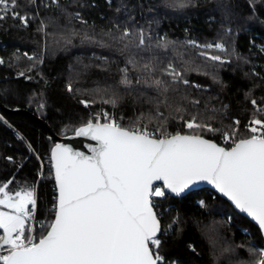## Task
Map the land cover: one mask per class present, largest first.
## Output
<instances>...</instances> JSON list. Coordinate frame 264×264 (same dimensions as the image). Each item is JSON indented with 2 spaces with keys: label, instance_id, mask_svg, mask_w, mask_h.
Masks as SVG:
<instances>
[{
  "label": "trees",
  "instance_id": "trees-1",
  "mask_svg": "<svg viewBox=\"0 0 264 264\" xmlns=\"http://www.w3.org/2000/svg\"><path fill=\"white\" fill-rule=\"evenodd\" d=\"M17 4L15 10L28 16L27 25L12 16L0 20V101L34 112L58 135L74 133L87 121L96 122L97 114L107 113L123 127L139 121L156 137L196 134L231 147L232 139L223 133L235 129L237 140L247 138L250 121L264 120V112L258 111L264 109V0ZM191 42L220 43L226 51ZM202 51L223 62L201 56ZM169 62L188 85L171 82L163 71ZM145 63L156 70H145ZM125 68L131 86L122 83ZM154 79L165 81L168 91L156 90ZM112 99L115 105L105 103ZM193 116L216 131L187 128ZM56 142L41 121L0 107V186L11 182L8 190L13 193L36 187L45 223L54 219L57 187L50 166L40 177L41 161L50 163ZM153 202L162 223L157 251L163 264H254L261 258L259 228L209 188L182 197L166 193Z\"/></svg>",
  "mask_w": 264,
  "mask_h": 264
},
{
  "label": "snow or ice",
  "instance_id": "snow-or-ice-1",
  "mask_svg": "<svg viewBox=\"0 0 264 264\" xmlns=\"http://www.w3.org/2000/svg\"><path fill=\"white\" fill-rule=\"evenodd\" d=\"M17 7V0H0V20L12 16L27 25L28 16H21ZM129 35L125 30L123 36ZM144 43L141 33L139 46ZM191 43L226 51L220 43ZM200 55L223 62L218 55L208 56L204 51ZM143 68L156 70L149 63ZM122 71V83L131 86L128 69ZM163 71L172 83L189 84L171 62ZM152 86L161 93L168 91L162 79H154ZM68 90H73L71 84ZM81 103L87 106L88 102ZM105 103L115 105L116 100ZM104 117L105 123L99 122L98 115L95 123L89 120L75 130L77 136L96 142L89 145L90 154L63 144L52 149L58 195L54 219L38 224L42 230L39 237L32 223L34 188L23 187L13 193L8 190L11 182L0 186V206L9 209L0 210V264H163L157 251L161 220L153 198L165 196L166 191L180 195L199 182L213 185L264 232V120L250 121L247 138L237 140L235 129L223 133L226 140L232 139V147L225 148L199 135L176 133L157 138L147 126L140 127L139 121L123 127L107 113ZM186 127L216 131L197 123L195 116L186 121ZM157 181L162 186H156ZM258 254L261 258L254 264H264V248L258 249Z\"/></svg>",
  "mask_w": 264,
  "mask_h": 264
},
{
  "label": "water",
  "instance_id": "water-1",
  "mask_svg": "<svg viewBox=\"0 0 264 264\" xmlns=\"http://www.w3.org/2000/svg\"><path fill=\"white\" fill-rule=\"evenodd\" d=\"M0 107L7 111V112H11V113H26L34 118H36L37 120L41 121L47 128L48 130L51 132V134L55 137V139L57 140L56 144H63V145H67V146H70L72 149H74L75 151H80V152H84L85 154H90L89 153V145H92V146H95L96 145V142L91 140L89 137H83V136H77L74 133H71V134H68V135H58L53 129L52 127L49 125V123L47 121H45L42 117L38 116L37 114H35L34 112L28 110V109H25V108H10V107H7L5 104H3L1 101H0ZM95 123V122H94ZM100 123H105V122H100ZM83 126V125H82ZM81 127V126H80ZM181 135H196V134H188V133H180ZM201 136V135H199ZM203 139H206V140H210L214 143H216L217 145L221 146V147H225V148H230V147H226L222 144H220L219 142L213 140V139H210V138H207V137H204V136H201ZM157 138H160V137H157ZM56 144L53 146V148L56 146ZM232 147V146H231ZM52 148V149H53ZM52 154V152H51ZM51 162H52V171H53V175H54V178H55V169H54V162L53 160L51 159ZM156 186L157 185H162V182L160 181H157L155 182ZM57 187V186H56ZM204 188H209L210 190L214 191L215 193H217L220 197L226 199L232 206L233 208L238 212L240 213L241 215L247 217L253 224H255L258 228H259V225L256 223V221H254L251 217H249L246 213H243L241 212L239 209H237L234 204L226 197L224 196L222 193H220L213 185L207 183V182H199L193 186H191L190 188L186 189L184 192H182L180 195H177L175 193H172L170 191H166L167 193H169L170 195L174 196V197H182L190 192H193V191H198V190H201V189H204ZM57 195H58V192H57ZM156 211V210H155ZM161 229H162V223H161ZM260 230V228H259ZM261 234H262V237L264 239V232H262L260 230ZM162 233V230L160 233H158V237L161 235ZM151 246V245H150Z\"/></svg>",
  "mask_w": 264,
  "mask_h": 264
},
{
  "label": "built area",
  "instance_id": "built-area-1",
  "mask_svg": "<svg viewBox=\"0 0 264 264\" xmlns=\"http://www.w3.org/2000/svg\"><path fill=\"white\" fill-rule=\"evenodd\" d=\"M17 133L19 134V136H23L16 128H14ZM40 159V158H39ZM41 161V159H40ZM50 166L51 169H52V162L50 161L49 162H42L41 161V173H40V177L42 176V173L43 171L48 167ZM54 176V175H53ZM37 190V189H36ZM35 199H36V206H35V220L32 222L33 225L36 227V231H35V234L37 235V237H39V232H40V228L38 226L39 223H45V219L42 218L40 215H39V211H38V202H37V191H36V196H35Z\"/></svg>",
  "mask_w": 264,
  "mask_h": 264
},
{
  "label": "rangeland",
  "instance_id": "rangeland-1",
  "mask_svg": "<svg viewBox=\"0 0 264 264\" xmlns=\"http://www.w3.org/2000/svg\"><path fill=\"white\" fill-rule=\"evenodd\" d=\"M99 115V122H103L102 121V119H104L105 117H104V115L103 114H101V113H99V114H97V116ZM97 116H96V119H97ZM108 116H109V114H108ZM110 117V116H109ZM150 133H153V131H150ZM157 186H162V185H157ZM37 188L35 187L34 188V192H35V196H36V190ZM167 193V192H166ZM165 193V194H166ZM0 210H2V211H8L9 209H7V208H4V209H0ZM0 234H3V230L2 229H0ZM172 264H175V263H172Z\"/></svg>",
  "mask_w": 264,
  "mask_h": 264
}]
</instances>
